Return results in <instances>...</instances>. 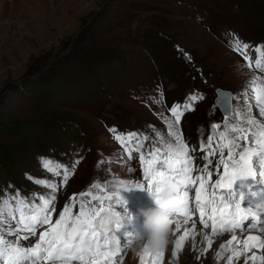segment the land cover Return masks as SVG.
Returning <instances> with one entry per match:
<instances>
[{
    "label": "rangeland",
    "instance_id": "1",
    "mask_svg": "<svg viewBox=\"0 0 264 264\" xmlns=\"http://www.w3.org/2000/svg\"><path fill=\"white\" fill-rule=\"evenodd\" d=\"M237 38L250 46L249 55L255 47L264 49V0H0V167L6 174L0 193L19 190L32 199L48 192L36 181L55 183L58 214L94 181L121 179L116 135L138 133L141 151L158 146L157 130L168 138V123L175 121L171 109L183 110L190 94L204 98L184 111L174 130L197 149L193 156L203 157L206 130L215 137L211 125L225 121L214 102L216 89L239 95L250 77H264L254 66H242V56L230 47ZM41 77H59L52 84L55 102L39 94ZM251 114L264 120L254 103ZM133 156L135 174L125 173L129 183L115 187L135 190L121 195L133 226L142 231L135 206L151 198L136 189L144 182L139 152ZM41 158H50L54 168L72 167L73 175L63 183L42 167ZM193 219L197 228L177 264H226L216 252L230 236L214 239L204 252L199 214ZM189 227L191 221L182 224L177 235ZM174 239L171 235L165 264ZM140 251L128 247L123 264H139Z\"/></svg>",
    "mask_w": 264,
    "mask_h": 264
},
{
    "label": "snow or ice",
    "instance_id": "2",
    "mask_svg": "<svg viewBox=\"0 0 264 264\" xmlns=\"http://www.w3.org/2000/svg\"><path fill=\"white\" fill-rule=\"evenodd\" d=\"M230 47L242 56L243 67L264 71V49L255 47L249 55L250 46L238 38ZM261 81L264 77H250L239 95L217 94V105L223 104L226 109L225 121L223 125H211L215 137L206 130L199 149L203 157L193 156L191 153L197 149L190 148L182 134L174 130L184 111L194 110L193 102L204 98L190 94L183 110L172 107L175 121L168 123V138L157 130L158 146L141 151L144 145L137 139L138 133H128L126 139L116 135L122 148L116 154V162L123 165L121 179L94 181L88 190L74 194L58 214L55 183L36 181L48 192L32 199L22 196L19 190L0 193V264H123L122 253L130 246L143 245L147 236L133 226L128 202L121 195L135 190L115 187L129 183L125 173L135 174L130 163L136 159L133 152H139V179L144 182L137 183L136 189L147 192L154 204L166 211L170 225L175 224L167 264H177L185 241L197 228L193 219L197 213L206 242L204 252L212 247L214 239L229 235L217 250V257L226 264H264V120L251 114L254 103L264 117ZM133 143L135 147H131ZM41 159L42 167L62 177L63 183L73 175L72 167L54 168L50 158ZM200 159L206 162L198 164ZM79 163V159L74 161L75 165ZM104 163L98 161L101 170ZM190 221L191 229L185 228L177 235L181 225ZM243 233L248 234L241 239ZM32 237H36L35 242L23 246L22 241ZM165 255L166 250L154 254L143 247L139 264H165Z\"/></svg>",
    "mask_w": 264,
    "mask_h": 264
},
{
    "label": "clouds",
    "instance_id": "3",
    "mask_svg": "<svg viewBox=\"0 0 264 264\" xmlns=\"http://www.w3.org/2000/svg\"><path fill=\"white\" fill-rule=\"evenodd\" d=\"M140 215L143 218L142 228L147 236L143 245L137 244V248L142 250L146 247L154 254L166 250L171 243V225L166 211L155 205L141 210Z\"/></svg>",
    "mask_w": 264,
    "mask_h": 264
},
{
    "label": "trees",
    "instance_id": "4",
    "mask_svg": "<svg viewBox=\"0 0 264 264\" xmlns=\"http://www.w3.org/2000/svg\"><path fill=\"white\" fill-rule=\"evenodd\" d=\"M242 1V0H240ZM59 77H53V78H46V77H41L39 78L37 82V88L39 94H41L45 100H49L50 103L55 102L56 100V95L53 90L52 84H56L57 80ZM49 79V80H48ZM21 87H25V84H21ZM66 127V126H64ZM4 170L2 167H0V180H3L5 178L6 174L3 172ZM13 183V182H12Z\"/></svg>",
    "mask_w": 264,
    "mask_h": 264
},
{
    "label": "bare ground",
    "instance_id": "5",
    "mask_svg": "<svg viewBox=\"0 0 264 264\" xmlns=\"http://www.w3.org/2000/svg\"><path fill=\"white\" fill-rule=\"evenodd\" d=\"M142 199L143 200L140 201V205L137 204L138 206H135V209H136L137 213H140L141 210H146L147 208L151 207L153 205V203H154L152 201V199L148 200V202H145L144 198H142ZM136 228H140V227L137 225ZM188 229H191V228L189 227ZM141 230L143 231V228H141ZM118 235H121V234L118 233Z\"/></svg>",
    "mask_w": 264,
    "mask_h": 264
},
{
    "label": "water",
    "instance_id": "6",
    "mask_svg": "<svg viewBox=\"0 0 264 264\" xmlns=\"http://www.w3.org/2000/svg\"><path fill=\"white\" fill-rule=\"evenodd\" d=\"M218 93H220V94H222V95H225V94H232L230 91H228V90H224V89H222V88H217V89H216V94H218ZM216 101H217V96L215 97V100H214L215 104L217 105ZM217 106H218L219 110L221 111L222 115L225 116V115H224V112L226 111L225 106H224L223 104H219V105H217Z\"/></svg>",
    "mask_w": 264,
    "mask_h": 264
}]
</instances>
